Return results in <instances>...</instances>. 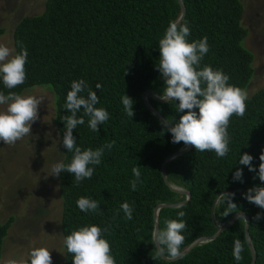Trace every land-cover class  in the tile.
<instances>
[{
    "label": "trees",
    "instance_id": "trees-1",
    "mask_svg": "<svg viewBox=\"0 0 264 264\" xmlns=\"http://www.w3.org/2000/svg\"><path fill=\"white\" fill-rule=\"evenodd\" d=\"M185 15L180 23L191 30L188 39L207 37L209 52L201 67L209 65L222 70L229 83L246 89L253 77V54L244 47L248 27L243 24L244 7L241 0H181ZM181 13L178 0H45L43 9L25 15L13 31V44L18 53L26 48L27 79L14 89H7L0 81V91L21 94L33 86H47L52 92L53 125L61 143L59 162L69 163L73 153L63 147L64 122L71 113L64 109L66 94L73 80L83 79L95 91L99 104L109 113L108 121L98 126V133L87 124L73 129L77 146L96 149L109 141L116 144L105 149L91 179L79 186L67 171L58 176V190L62 212L60 227L63 239L75 229L97 225L107 229L103 234L109 242L115 264H251V252L244 235V218H237L213 239L194 245L181 258L166 260L156 255L151 233L154 229V208L159 203H178L186 195L173 190L164 180L161 166L164 160L184 146L173 143L171 133L163 129L161 120L143 100L146 91L160 96L164 82L157 69L159 40L170 22H176ZM0 27V34L3 33ZM101 87L98 89L96 85ZM128 95L134 101V115L128 117L121 97ZM87 95V90L82 93ZM149 104L166 120L179 121L182 113L176 111V101H160L147 96ZM243 117L233 115L228 134L229 152L217 157L212 151L198 152L194 147L164 163L170 184L190 192L183 207L163 206L158 210V225L165 220H178L179 211L187 228L182 233L184 250L199 237L213 236L218 227L237 212L248 216V232L256 254L255 264H264V209L247 201L243 193L251 187H264L256 172L239 164L245 152L253 156L252 164L258 172L259 156L264 152V86L246 101ZM83 115V110L77 113ZM139 166L141 183L132 190L135 179L133 167ZM237 168L243 170V182L234 181ZM222 192L235 193L232 197L237 212L223 216L227 204L214 205ZM97 200L102 214L82 212L76 204L79 197ZM133 208L131 220L125 218L121 204ZM214 206L213 218L212 208ZM261 213V219L254 217ZM9 216L0 224V257L2 242L9 225ZM216 221V222H215ZM243 246L241 259L234 258V245ZM63 264H73L66 246ZM23 264H29V258Z\"/></svg>",
    "mask_w": 264,
    "mask_h": 264
},
{
    "label": "clouds",
    "instance_id": "clouds-1",
    "mask_svg": "<svg viewBox=\"0 0 264 264\" xmlns=\"http://www.w3.org/2000/svg\"><path fill=\"white\" fill-rule=\"evenodd\" d=\"M190 35L191 30L186 23L170 22L159 40V64L156 67L164 82L159 98L169 103L176 101V111L182 113L178 122L164 119L163 129L171 133L173 143L183 142L185 146H192L198 152L212 151L222 158L229 152L230 119L233 115H245L248 93L245 89L230 84V77L222 70L213 69L209 65L201 67L202 60L210 50L207 37L190 41ZM27 62L28 53L23 45L17 53L14 48L0 44V81L5 88L11 90L25 83ZM96 87L99 89L101 86L97 84ZM86 90L87 95H82ZM43 101V96H22L13 91L7 94L0 91V106H5L0 110V141L12 146L24 137H30L31 126L39 119L38 108ZM121 102L126 115L132 117L133 99L123 94ZM97 104L99 98L95 91L88 88L86 81L79 79L71 82V89L66 94L64 104V109L71 114L62 118L65 127L62 144L73 156L67 164H53L49 175L58 177L67 171L74 176L76 185L79 186L83 180L91 179L95 170L92 165L101 163L105 149L111 151L114 147L115 140L96 149L82 150L76 144L73 129L85 124L84 117L88 118V127L97 133L98 126L108 121V111L103 107H96ZM81 109L83 115L78 116L77 113ZM259 159L258 172L253 167V156L249 153L241 154L238 162L249 171L256 172L259 180L264 182V152L260 154ZM132 173L135 179L130 181V186L132 190H136L137 185L142 182L140 167H133ZM233 180L243 182L241 168H237L233 173ZM234 195L235 193L231 192L218 195L217 202L227 204L223 216L237 212L238 206L232 199ZM242 195L250 203L264 209V187H251ZM76 204L82 212L102 214L100 203L95 199L81 196ZM121 209L127 220L133 218V208L129 203H122ZM177 215L181 219L165 220V227L157 225L151 233L156 255L166 257L169 261L184 255L181 246L185 236L182 233L187 228V222L182 218L186 213L179 211ZM254 219H261V213L258 212ZM105 232L106 228L92 224L79 227L67 235L64 244L67 252L72 254L73 264H115L110 244L103 236ZM242 251L243 246L237 240L234 245V258L237 261L241 259ZM29 264H52L49 249H32L29 253Z\"/></svg>",
    "mask_w": 264,
    "mask_h": 264
},
{
    "label": "rangeland",
    "instance_id": "rangeland-1",
    "mask_svg": "<svg viewBox=\"0 0 264 264\" xmlns=\"http://www.w3.org/2000/svg\"><path fill=\"white\" fill-rule=\"evenodd\" d=\"M241 1L243 24L248 27L243 45L253 54V77L245 89L250 97L264 86V0ZM44 2L0 0V27L4 30L0 44L14 48L15 26L21 17L39 13ZM49 90L47 86H33L20 94L44 97L38 108L39 119L31 126L32 135L12 146L0 141V224L14 217L3 238L0 264H23L30 251L39 247L49 249L52 264H63L58 177L49 175L62 150L53 125L55 108Z\"/></svg>",
    "mask_w": 264,
    "mask_h": 264
},
{
    "label": "water",
    "instance_id": "water-1",
    "mask_svg": "<svg viewBox=\"0 0 264 264\" xmlns=\"http://www.w3.org/2000/svg\"><path fill=\"white\" fill-rule=\"evenodd\" d=\"M180 5H181V13H180V16L178 17V19L176 20L177 23H180L185 15V7L183 6L181 0H178ZM147 96H151L157 100H160V101H164V100H161L159 98V96L153 94V93H150V92H145L143 94V100L145 102V104L149 107V109L161 120V122L163 123L164 121V118L149 104L148 100H147ZM191 146H183L181 148H179L178 150H176L172 155H170L169 157H167L162 166H161V171H162V175H163V178L164 180L170 185V187L173 189V190H176L180 193H184L186 195L185 199L178 202V203H159L155 206L154 208V228L158 225V219H157V213H158V210L163 207V206H172V207H175V206H179L181 204H183L184 202H186L189 197H190V192L188 190H185L183 188H178L172 184L169 183V181L167 180L166 178V174H165V171H164V163L169 160V159H172L173 157L181 154L182 152L188 150ZM217 202V198L215 199L214 201V205L216 204ZM213 211H214V206L212 208V218H213ZM237 218H244L245 220V224H244V235H245V239H246V242H247V245L249 246V249H250V252H251V264H255V259H256V254L254 252V249H253V246H252V243H251V239H250V236H249V232H248V216L246 213L244 212H238L236 214H234L233 216H231L227 221H225L224 223L222 224H218L216 223L217 227H218V230L217 232L211 236V237H199L197 239H195L189 246H187L183 251L184 254H186L194 245H196L197 243H200V242H203L205 240H209V239H213L215 236H217L219 234V232L221 230H223L224 228H226L227 226H229L231 223H233ZM216 222V221H215ZM166 260H168L166 257H162Z\"/></svg>",
    "mask_w": 264,
    "mask_h": 264
}]
</instances>
